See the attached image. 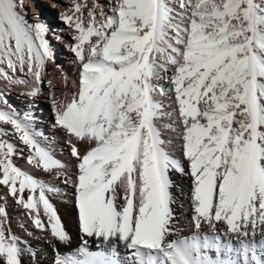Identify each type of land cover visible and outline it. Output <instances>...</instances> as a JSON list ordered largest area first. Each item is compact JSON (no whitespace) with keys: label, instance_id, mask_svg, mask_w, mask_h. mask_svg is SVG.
<instances>
[{"label":"snow or ice","instance_id":"1","mask_svg":"<svg viewBox=\"0 0 264 264\" xmlns=\"http://www.w3.org/2000/svg\"><path fill=\"white\" fill-rule=\"evenodd\" d=\"M60 19L80 71L78 90L52 96L51 106L75 172L41 145L29 117L0 110V125L11 126L0 128V185L64 245L71 237L49 199L60 189L16 165L23 152L9 134L28 149V164L74 189L82 243L64 253L53 245L54 264H119L114 250H90L84 237L118 239L129 264H264V0H113L107 12L71 0ZM49 31L28 21L22 0H0V80L33 81L27 94L37 96L54 61ZM164 119L183 159L166 150ZM173 172L190 177L193 227L207 224L211 235L168 239L177 219ZM217 222L238 247L221 244ZM25 255L35 264L36 251L11 231L0 204V262L22 264Z\"/></svg>","mask_w":264,"mask_h":264},{"label":"bare ground","instance_id":"2","mask_svg":"<svg viewBox=\"0 0 264 264\" xmlns=\"http://www.w3.org/2000/svg\"><path fill=\"white\" fill-rule=\"evenodd\" d=\"M60 1L62 3H65L66 4L65 6H67V7H62V4H61V6H59L61 11H62V8L63 10L64 8L67 10L68 5H70L71 0H60ZM22 2L24 4L26 0H22ZM67 33H71V30L69 29ZM66 43L70 47V45L68 44V41H66ZM62 56L64 57V55ZM65 58L71 60L72 54L68 55L67 57L65 56ZM49 63L50 62H46L44 77L47 80V82H50V84L48 83V85L52 89L51 92L53 96H55L58 100H62L61 97L63 98L64 96L63 95L64 91H62V87H61L62 85H60L62 76L58 74L59 72L58 73L55 72L53 69L54 65L52 66ZM48 69H49V73H47ZM47 76H49V78H47ZM4 82L5 81L2 80V83ZM33 83L30 84L31 87ZM31 87H29L28 89L31 90ZM7 90L12 93H18V94L19 92H22L21 90L19 92L17 90H14V87H11V86L7 87ZM40 92L42 93V90ZM6 93H9V92H6ZM156 98L158 100H162L165 103V105H167L168 100L166 97L158 95ZM168 110L170 111L168 107H165L164 111L166 112ZM157 123L161 127L162 138L165 139L166 141L168 140L172 141V144L165 145L166 150L169 151L172 156L183 159L180 143L176 141L175 139L176 134L172 133L171 131L163 127V124H165L166 122L161 120V121H158ZM62 133H64L63 130L61 131L58 130V131H53L52 134H54L55 139H59ZM14 141L15 142L13 143L17 146V151L23 152V156H17L18 159L20 160L19 167L21 168V170L29 173L34 178L41 180L42 182L58 187L60 189L59 193L50 194L49 199L54 204L65 230L70 235L71 243L69 245L61 244L60 242L55 241L50 236V233L41 231L34 225H32L33 227L31 226L30 228H27V231H29L28 232L29 235H27L28 233L24 234L27 240V244L30 245L31 248H33L36 251L37 255L35 259V264H54L53 245H55V247L58 248L60 252L64 253V252L74 250L77 246H79L82 243L81 233L79 229V221H78V210L75 207L74 189L71 187L70 184H64L62 181L57 180L55 178V175H56L55 172H45L42 170V168L34 167L28 163L23 164L21 161H24V162L27 161L28 149L25 146H23L17 138H15ZM61 142H62V139H61ZM79 145L81 147L80 150L83 153L85 151L86 145H84L83 143H80ZM63 150H65V147L63 148ZM66 152L67 151L65 150L64 155L68 154ZM62 157H63L62 160L67 163L65 164L68 167L69 174L74 173L73 161L69 160L67 156L65 157L62 156ZM184 166H185V169L187 170V165L185 164ZM171 179L174 183V188L172 191H173V196L175 197V200H176V203L172 207L174 209V214L177 219L173 222L175 224V235L169 236L168 239L171 240V239H176V238H181V239L190 238V236L196 234L197 231L199 232L201 237H203L205 234L211 235V231L209 227L207 226V224H203L199 230H196L193 227L194 222L191 221L192 209L190 206V200L188 198V194L190 193V185H191L190 177L187 175H180V174L173 172L171 173ZM1 187L2 185H0V188ZM217 228L221 235L222 245H224L225 247L228 245H231L234 249L238 247V241L234 233H229L227 236L223 235V231L226 228V225H222L221 222H217ZM84 239L88 240V246L90 250H93V251L104 250L109 253H111L114 250L116 253V259L119 261V264H129L130 250H128L125 247V245L121 243L118 239L110 238L109 242L106 245L104 244L102 240L98 241L95 238L84 237ZM260 239H261V236L257 234L255 237V241L259 243ZM97 245H99V248L97 247ZM211 255L215 257L216 254L215 252H213L211 253ZM228 255L229 254L227 253V251L222 250L221 258H226ZM232 258H236L235 252L232 253ZM32 262L33 260L31 256L25 255L24 257H22V264H33ZM0 264L2 263L0 262Z\"/></svg>","mask_w":264,"mask_h":264},{"label":"rangeland","instance_id":"3","mask_svg":"<svg viewBox=\"0 0 264 264\" xmlns=\"http://www.w3.org/2000/svg\"><path fill=\"white\" fill-rule=\"evenodd\" d=\"M80 2H86L89 8L98 3L104 8V11L107 12L109 10V5L113 2V0H80ZM61 4L62 7H67L65 6L66 4L62 3L60 0H26V2H24L23 4V12L26 15L28 21H30L31 23H45L50 29L47 38L50 41V47L52 48L54 53V61L50 60L47 62H50L49 64L52 66L54 65V71L57 73L59 72L58 74L62 76L60 85H62V91H64V94L62 93L64 96L63 98L61 97V99L63 100L65 98V94H69L70 98V94L78 90L77 85L80 67L78 61L74 57V54L69 51L70 47L66 43V41H68V44L71 45L73 41L70 39L71 33H67L69 29L60 19L61 14L66 11L65 8L64 10L62 8L63 12L61 11V9L59 8ZM87 11L88 8H85V12ZM96 11L99 12L100 8H97ZM53 33H55V35H53ZM57 36L62 37V39L57 40ZM71 54V60L65 58V56L67 57ZM62 55H64V57ZM47 73H49V69ZM47 78H49V76H47ZM43 80L44 83L43 85H41L42 93L40 92L38 96L35 97H31L27 94L30 90L28 88L31 87L30 84L33 83L32 81H29V84L27 85H9L6 81L2 83V80H0V93L7 97V104L0 102V110L14 113L22 121L24 120L25 116L29 117L32 130L38 134L37 139L39 140L41 145L52 150L54 157L63 163L66 162L62 160V156H67L69 160L73 161V168L75 172L76 161L75 158L70 155V146L66 143L67 135L65 133H62L59 139H55L54 134H52L53 131H61V129H59L58 127H54L55 121L51 106V97L53 96L51 92L52 89L48 85L45 77H43ZM159 83L164 84L165 87H167L164 81H160ZM10 86L14 87V90H17L18 92L21 90L22 92H19V94L12 93L7 90V87ZM162 121L166 123L169 122L167 119H164ZM0 128L8 129L11 133L10 125L3 124L0 125ZM7 138L12 142H15L14 139L16 137L9 134ZM64 147L67 151L66 153H68L67 155H64ZM77 147L80 150L81 147L79 144H77ZM13 159L15 160L16 165L19 167L20 160L18 159V157H13ZM21 162L23 164H27V162ZM0 204L6 205V211L9 216L11 231L17 237H20L22 241L27 242L24 234L29 232L27 231V228H30L33 224L26 211L22 207L18 206L12 199V197L8 195V191L5 186H2L0 188ZM27 235H29V233Z\"/></svg>","mask_w":264,"mask_h":264}]
</instances>
